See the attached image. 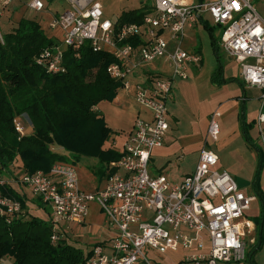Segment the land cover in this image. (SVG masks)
Wrapping results in <instances>:
<instances>
[{
	"label": "built area",
	"instance_id": "built-area-1",
	"mask_svg": "<svg viewBox=\"0 0 264 264\" xmlns=\"http://www.w3.org/2000/svg\"><path fill=\"white\" fill-rule=\"evenodd\" d=\"M14 0H0V9ZM71 9L50 24L63 32L62 43L44 49L35 59L49 74L66 72L64 53L68 48L89 44L93 52H107L115 59L107 72L121 83L134 87V99L151 113V119H135L121 157L114 166L120 173L107 179L105 188L90 194L80 188L76 166L56 162L48 173L22 174L20 181L50 208L52 243L63 238L71 225L85 221L89 205L97 203L112 230L108 243H96L84 264H153L145 250L160 254L185 251L173 264H235L246 259V219L254 198L240 190L226 171L216 169L218 155L204 148L191 175L172 184L149 173L150 155L161 148L167 135L168 100L175 79H187L188 69L201 62V55L182 48L185 31L208 15L221 28L219 48L241 66L240 77L249 87L262 91L257 116L264 149V0H151L150 12L139 22L120 24L104 19L99 0H67ZM28 8L44 9L41 0H29ZM3 43V35H0ZM174 43L170 50L169 45ZM164 60L170 77L151 75L132 85L128 78L140 65ZM219 112L211 115L209 140L220 135ZM24 115L14 119L16 131L25 134ZM4 184L0 181V185ZM22 213L21 204L0 191V217L10 222ZM254 244L255 240L251 239ZM170 264V263H169Z\"/></svg>",
	"mask_w": 264,
	"mask_h": 264
},
{
	"label": "trees",
	"instance_id": "trees-1",
	"mask_svg": "<svg viewBox=\"0 0 264 264\" xmlns=\"http://www.w3.org/2000/svg\"><path fill=\"white\" fill-rule=\"evenodd\" d=\"M150 11V8L123 11L119 22H139ZM209 30L213 34V29ZM212 37L217 53L219 41ZM56 44L39 21L28 18H22L0 42V181L4 182L0 191L17 200L22 208V213L10 222L0 217V264H84L89 255L65 237L67 232L52 243L51 220L24 216L25 201L6 184L5 176L17 169L22 174L48 173L54 163L73 164L71 160L80 157L98 159L101 165L121 157L104 149L111 130L104 117L94 110L103 101L112 102L121 88V83L107 72L115 59L107 52H93L85 44L65 50V73L49 74L35 59L44 49ZM220 72L221 64L212 79L219 78ZM235 81L240 82L237 78ZM22 115H27L33 124L30 134L20 135L15 129L14 119ZM52 146L63 148L72 159L57 154ZM258 151L262 161L264 154L261 149ZM18 159L22 163L20 167L15 166ZM102 169L101 166L96 174L103 176ZM259 185L258 175L253 190L264 202ZM254 223L258 235L262 232V243L263 215Z\"/></svg>",
	"mask_w": 264,
	"mask_h": 264
},
{
	"label": "crops",
	"instance_id": "crops-1",
	"mask_svg": "<svg viewBox=\"0 0 264 264\" xmlns=\"http://www.w3.org/2000/svg\"><path fill=\"white\" fill-rule=\"evenodd\" d=\"M15 1L26 3L23 6L24 9L17 10L14 14L15 16H13L16 20V24L22 18L34 19L40 22L42 28L45 30V33L49 35L46 30V27H44L41 20L30 15L31 12H35V11H32L31 9L28 8L27 3L29 2V0H15ZM143 8H149V7H143ZM44 9H45V5H44ZM0 10H4V9H0ZM43 10L36 13H43ZM134 10H139V9H134ZM126 11H130V10H126ZM26 13L28 14L27 16ZM57 17L58 16H55L54 19L51 20L50 24ZM194 27L195 26L189 27V30L193 29ZM50 29L52 28L50 27ZM56 29L57 28H55L54 30ZM49 36L53 40H55L57 44L62 43L60 42L58 36H51V35ZM184 39L181 45L182 47H183ZM174 46L175 45L172 42L169 45L170 50L173 49ZM233 61L235 62V60ZM151 63L140 65L139 68L134 73V75L128 78V80L132 85H135L138 82H143L144 80L148 79L149 76L151 75H158L162 77L171 76V73L162 74L159 71V69H157L156 67H154L151 70L150 67H148V65ZM202 67H203V58L201 56V62L198 65L191 66L188 69L187 79L174 80L172 95L167 103L168 105L167 120H168L169 129L164 140V145L161 148H157L153 150L150 155V162L148 166L150 175L154 177L162 175L168 180V182L172 184H179L184 180L186 176L194 173L200 160L201 151L204 148L209 149L212 146V142H217V144L219 145L218 146L219 149H227V148L232 149L237 146L239 147L242 146L246 150L252 149L255 151L258 162L260 161V155L258 149H261V151L263 152L262 145L260 144L261 142H259L260 136H259L258 124H257V116L260 109L262 91L258 88L247 86L242 81L240 77V73L238 75H233L232 73L229 74L226 73L225 67L222 63H221V72L219 78L217 79L215 78L214 80L212 79L213 74L216 71L217 68L216 67L212 70L207 82L206 81L203 82L201 80L199 73ZM168 68L171 71V68L169 66ZM236 78L239 79L241 83L235 81ZM205 84H208V86L204 88L203 85ZM203 89L207 91V94L201 93V90ZM120 90L121 88L118 90L116 98L112 102L121 100L120 102H117L121 107L125 105L124 103L129 101L130 99H133L135 101L133 86L130 90H124V89H122V91ZM120 92L122 93L120 94ZM119 95H121L122 97L121 99L119 98L120 97ZM250 98L260 103L258 112L255 118H253L251 122L247 120V114H246L247 103ZM135 103L137 104L136 101ZM138 106H139L138 108H136L135 110L133 109L131 111V113H133L132 116L133 120L128 130H122V129L114 130L116 128L113 127L116 126H112L111 122L107 120L108 119L107 117H106L107 119L104 118L108 128L111 130V135L109 139L106 141L104 145V149L111 150L121 154L123 146L128 136L132 132L135 119L138 117L151 119L150 111L144 107H141L140 105ZM221 109H223V112H221ZM94 110L95 112L99 113L97 106L94 108ZM215 112L220 113L219 118L222 117V120L220 122V137L218 141L209 140L207 137L209 120L211 115ZM252 127L256 128L257 141L259 143H255L256 139H254L251 135ZM24 128H25V134H30L33 132L32 128L30 127V125L27 123L26 120L24 122ZM52 150L61 156L71 158L70 154L61 147L52 146ZM71 161L78 170L80 177V188L84 192L90 194L99 192L105 188L107 184L108 174L120 173V171L114 166L115 161H112L105 165H101L98 159L90 158V157H80L78 159H75V161H73V159ZM15 166L18 167L22 166L20 159L16 161ZM101 166L103 168L102 170L105 171L103 176L102 175L99 176L98 174H96V172L101 168ZM21 175H22L21 171L17 169L14 171V174L7 175L4 177V179L6 181V184L9 185V187L13 191H15L16 193H18L23 197L26 206L23 215L28 217L31 216L28 205L29 204L32 205L33 202L36 204H41V203L39 202V199L31 192V190H29L21 183L20 181ZM24 188L28 192H30L31 195H28ZM260 191L262 193L261 188ZM252 198H254V200L256 199L255 197ZM248 221H250L254 226L253 229H251V234L255 235V237L252 238L255 240L254 242L255 245L256 234L258 236L257 226L253 220H248ZM259 235L262 237V232L259 233ZM111 236H112V230L106 224L105 214L101 209V207L95 202L89 205V211L85 221L81 224L71 225L70 230L65 234V237L69 238L72 244H75L77 247L81 248L82 250L83 247L86 246L88 250L87 251L88 254L91 252L94 244L108 243L109 240L111 239ZM260 236L259 238L261 243ZM169 253L179 254V258L174 262L170 263L173 264L181 261L182 256L185 254V251L180 249L176 252H169Z\"/></svg>",
	"mask_w": 264,
	"mask_h": 264
},
{
	"label": "rangeland",
	"instance_id": "rangeland-1",
	"mask_svg": "<svg viewBox=\"0 0 264 264\" xmlns=\"http://www.w3.org/2000/svg\"><path fill=\"white\" fill-rule=\"evenodd\" d=\"M45 9L43 13L31 12L30 15L40 19L43 23L44 27L49 35L58 36L60 42L63 41V32L60 28L56 30L50 29L49 24L51 20L54 19L55 16H59L67 10L71 9L70 3L67 0H41ZM189 3H194L195 0H187ZM209 1V0H205ZM103 7L104 11V19L110 20L111 22H115L121 16L123 11L126 10H134L140 9L143 7H150L151 0H99ZM25 2H17L13 1L7 9L0 10V35H5L12 28L16 27V20L13 16H15V12L17 10L24 9ZM260 10L264 13V6L259 5ZM28 14L26 13V16ZM210 28L213 29V34L210 32ZM212 34V35H211ZM221 35V28L215 26L212 20L208 15L204 16V20L199 22L193 29L187 28L185 31V39L183 43V49L192 51L198 54H201L203 58V67L200 70L201 80L204 82L208 80L212 70L216 68L219 64H223L225 67L226 73H232L233 75H238L241 72V66L228 58L226 54L218 49L217 53L214 51L213 37L216 41H219ZM57 38V39H58ZM56 39V38H55ZM147 67V66H146ZM148 67L152 70L154 67L159 69L162 74H170L171 71L168 68L167 64L163 60H156L153 63L149 64ZM165 76V75H163ZM209 83V82H208ZM208 84L203 85L205 88ZM122 91V89L120 90ZM122 92H120L121 94ZM202 94H207L206 90H201ZM120 99L122 98L119 95ZM251 100V101H250ZM121 101V100H120ZM108 102L103 101L97 105L98 114L103 115L105 119L111 122L112 126H116L114 130L122 129L128 130L132 123L133 113L131 111L139 106L135 103L133 99L125 102L123 106H119L117 102ZM258 102L249 99L247 103V120L252 121L255 118L258 109ZM223 112V109H221ZM107 117V118H106ZM222 117L218 119L219 128ZM118 126V127H117ZM251 135L254 139H256L255 143H259L261 141H257V132L256 128L252 127ZM220 137V135H219ZM219 139V138H218ZM218 141V140H217ZM215 143V144H214ZM261 144V143H260ZM219 145L217 142H212V146L209 148L213 150L219 156V164L217 166V170L226 171L229 175H231L237 182L241 191H243L246 195L255 197L256 199L251 203L249 210L245 212L246 219L255 220L260 217L262 214L264 215V202L256 195L253 190V182L255 178L259 175L260 177V188L264 197V157L262 161L257 160V156L255 151L252 149L246 150L244 147H235V148H227V149H219ZM264 154V149H263ZM25 189V188H24ZM26 190V189H25ZM28 195H31L30 192L26 190ZM33 202V201H32ZM34 204V206H33ZM32 205H28L30 209V215L33 217H37L43 220L50 222V208L42 206L41 204H36L33 202ZM260 235L256 234V244L254 245L251 242V239L255 237V235L248 233L246 231V236L244 238V242L247 245L246 254H248V260L243 261L241 263L235 264H264V233L263 240L260 243ZM257 245V246H256ZM83 251L87 254V247H83ZM147 252L150 261L153 264H169L174 262L179 258V254H160L155 250L147 248L145 250ZM138 264H143L139 262Z\"/></svg>",
	"mask_w": 264,
	"mask_h": 264
},
{
	"label": "water",
	"instance_id": "water-1",
	"mask_svg": "<svg viewBox=\"0 0 264 264\" xmlns=\"http://www.w3.org/2000/svg\"><path fill=\"white\" fill-rule=\"evenodd\" d=\"M200 1V0H199ZM24 117H25V120L27 121V123L30 125V127L32 128V130L34 129V127H33V124H32V122H31V120L29 119V117L27 116V115H24ZM261 237V236H260Z\"/></svg>",
	"mask_w": 264,
	"mask_h": 264
}]
</instances>
